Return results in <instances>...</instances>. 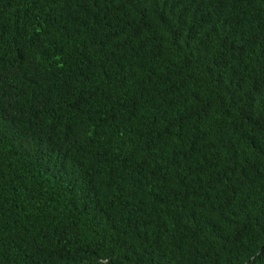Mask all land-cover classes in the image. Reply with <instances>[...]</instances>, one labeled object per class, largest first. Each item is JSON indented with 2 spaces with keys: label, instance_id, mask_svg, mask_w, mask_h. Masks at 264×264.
I'll return each mask as SVG.
<instances>
[{
  "label": "trees",
  "instance_id": "trees-1",
  "mask_svg": "<svg viewBox=\"0 0 264 264\" xmlns=\"http://www.w3.org/2000/svg\"><path fill=\"white\" fill-rule=\"evenodd\" d=\"M0 264H264V0H0Z\"/></svg>",
  "mask_w": 264,
  "mask_h": 264
}]
</instances>
